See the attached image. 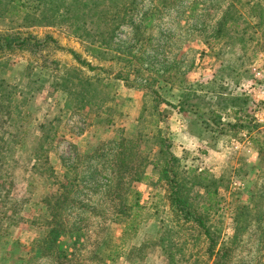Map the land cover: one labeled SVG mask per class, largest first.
Segmentation results:
<instances>
[{"label": "rangeland", "instance_id": "rangeland-1", "mask_svg": "<svg viewBox=\"0 0 264 264\" xmlns=\"http://www.w3.org/2000/svg\"><path fill=\"white\" fill-rule=\"evenodd\" d=\"M119 2L53 25L0 17L46 40L0 56V264H211L172 208L163 140L227 264H264V0H132L93 50Z\"/></svg>", "mask_w": 264, "mask_h": 264}, {"label": "trees", "instance_id": "trees-1", "mask_svg": "<svg viewBox=\"0 0 264 264\" xmlns=\"http://www.w3.org/2000/svg\"><path fill=\"white\" fill-rule=\"evenodd\" d=\"M104 0H0V6H2V11H0V17L3 15H13L20 17L24 23L33 24V25H53L56 21H80L85 20L84 16L88 13L93 15L95 11H92V8H95V5L103 2ZM132 2H119L120 7L123 8L117 12V19H113L109 28H105L100 36H92V42L94 46L93 50H98L104 45L108 44V39L113 36L114 28L121 25V23L126 22L125 13H122L127 10V5ZM32 15V17H30ZM222 21H225V16L222 18ZM84 24V21L83 23ZM77 30H82L84 35L88 37L90 35L84 26H76ZM221 28V24H219L217 31ZM48 39H51L50 37ZM46 40H44L45 42ZM52 42L54 40L51 39ZM44 42H40L37 38L31 33H5L0 32V56L6 55L8 53L15 52L17 50H25L29 47L36 46L39 47L40 44ZM76 62L81 65L87 67L89 70H94L96 67L92 66L89 62L80 58V56L74 52H71ZM2 62H0V66ZM2 71V70H1ZM120 77V76H116ZM123 79V78H121ZM88 84L90 81L86 80ZM6 89V85L4 84V79L0 76V97H4V91ZM1 99V98H0ZM19 128V127H18ZM125 139V138H124ZM124 139H121L122 142H125ZM1 140V137H0ZM163 146H166L163 154L165 155V164L168 165L167 168L163 169V172L169 171L173 174L172 178L168 179V183L170 184V195L169 199L171 201L172 208L176 211V214L179 216L180 220L183 222L180 223V226L183 223L190 222L193 226L194 230H197V239L203 242H206L203 254L205 255L204 262H210L211 264H227L230 256V249L228 246H221L216 248L217 239L213 235L210 230V227L207 225L208 217L202 212H198L196 208L193 207L191 203L189 204L187 201V197L184 196L180 189V184L176 179V171L174 170V166L177 165L180 161L178 157H176L172 152L169 151V144L167 141L163 140ZM126 142L128 140L126 139ZM121 146V145H120ZM125 148V147H124ZM124 155V150L122 151ZM193 172L192 169H189V173ZM136 180L145 179L146 176H141V173L138 172L135 174ZM140 175V176H139ZM208 199L213 195L210 191H207ZM133 205H138L137 203ZM210 206L205 204L202 205L203 211H208ZM138 214L134 212L132 218L126 222L125 229L128 232H136L138 227V223L136 221V216ZM179 220V221H180ZM175 251L168 253L170 263H175ZM191 256V255H190ZM192 257V256H191ZM198 258H194L190 264H200L197 260Z\"/></svg>", "mask_w": 264, "mask_h": 264}, {"label": "built area", "instance_id": "built-area-1", "mask_svg": "<svg viewBox=\"0 0 264 264\" xmlns=\"http://www.w3.org/2000/svg\"><path fill=\"white\" fill-rule=\"evenodd\" d=\"M256 76L261 82L256 86L257 96L253 103V118L258 125L264 126V74L256 71Z\"/></svg>", "mask_w": 264, "mask_h": 264}]
</instances>
